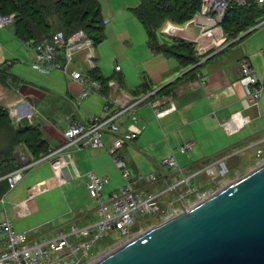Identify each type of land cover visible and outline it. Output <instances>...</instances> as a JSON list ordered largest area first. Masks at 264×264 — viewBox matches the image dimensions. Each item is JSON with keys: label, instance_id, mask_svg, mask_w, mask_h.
<instances>
[{"label": "crops", "instance_id": "obj_1", "mask_svg": "<svg viewBox=\"0 0 264 264\" xmlns=\"http://www.w3.org/2000/svg\"><path fill=\"white\" fill-rule=\"evenodd\" d=\"M103 11L105 16L103 21L106 24H111L117 20L110 1H108L107 6L103 7ZM201 22L193 23L190 20L182 26L166 24L176 28L173 36L163 35L167 40L185 41L193 44L199 61L188 68H182L179 61L174 57L153 52L147 45L148 39L144 29L143 32L137 29L135 35H132L117 31V24L115 23L114 27L107 30L105 39L114 38V42L118 43L123 41L122 38H126L129 42L127 45L123 42L124 51L119 48L116 50V46L113 53L111 51L113 58L119 60L123 66L119 71L115 68V75L109 77L104 64H101L100 68L97 67L100 75L104 79H110L109 83L114 84V86L107 84L108 89L104 94L105 97L96 94L97 96H89V99H83L85 101H79L78 96L82 93L83 86L70 78L64 84L65 93L63 94L61 91L57 95L50 89L37 86L11 73L20 79V82L15 88V97L12 96L14 99L8 102L7 106L15 104L22 98L23 103L19 104L21 120L28 119L25 116L28 112L35 115L31 122L39 124L38 128L42 138L48 144L50 153L49 158L48 156L44 157L47 160L42 161L39 165L47 162L52 172V175L34 176L25 189L21 191L27 192V195L16 201L13 219L8 214L13 224L15 219L22 221L26 215L38 210L36 197L49 192H60L58 187L71 181L67 174V168H72L75 177L81 181L76 184V188L75 186L69 189L65 188L66 192H86L85 175L87 172L91 171L113 180L117 171H121L107 153L110 147L109 136L104 139V148H85L83 149L85 150L84 154H81L83 150L68 149L62 151L64 130L69 124L81 122L82 119L74 109L72 114L65 116L62 125L57 124L55 120L47 119L44 117L46 114L43 115L45 112L43 113L42 103L48 97H51V100L52 98L62 100L60 103H66L68 106L77 100L78 104L83 101L82 107L85 109L92 106L97 107V110L88 113L93 118L104 116L102 111L106 99L113 102L110 106V111L113 113L116 110H122L120 108L122 106L128 108L127 105L131 106L134 102L145 98L137 107L131 108L129 106L130 108L126 109L116 119V123L122 132L130 126H134L140 132L134 141L136 142L135 147L136 145L138 147L133 148L129 145L123 147L118 152V158L124 162L126 169L127 167L133 168L137 173L136 176H139V173L132 156L138 158L140 154L150 150L161 152L160 155L163 159L171 156L175 159L179 171L162 173L158 167V171L153 169L155 173L151 174L156 176V181L151 183L143 179L133 183L134 189L154 196L160 195V192H165L167 184L174 178L179 180L188 177L192 182L199 177L201 171L211 166H215L218 172L224 174L226 165L233 159L241 158L244 160L249 153L256 154L258 148H261L264 154V90L258 106L247 108L244 105L245 90L240 83V65L243 61H247L257 78L264 82V54L262 52L264 49V25L243 33L226 44L227 37L223 34L226 41L222 43V32L218 30L202 36L203 25ZM160 33L162 34V31ZM194 41H198L201 47H207L202 55L196 51L197 45ZM31 61L33 63L34 53ZM5 62L0 61V65ZM8 64L14 65L13 62ZM73 69L76 70L77 68L70 66L68 70ZM104 72L105 74L107 72L108 75H104ZM53 73H47L48 78L45 79L47 83L53 82L51 76L56 74ZM56 75L59 77L58 74ZM0 92L4 95L6 93L5 89H1ZM159 112L165 113L159 117L157 115ZM133 114L140 118L141 125L131 122L130 116ZM135 121H137L136 118ZM186 144H189L191 149L181 152L180 148ZM92 150L104 151V155L91 154L88 157L87 153H93ZM77 152L78 154H76ZM72 153H75L74 157H71ZM24 154L26 157L28 156V161H33L28 153ZM54 161L61 167L59 169L60 174L59 172L54 174ZM23 165L19 163L20 167ZM202 167L205 168L201 170ZM206 177L209 176L206 175ZM204 178L203 176L202 179ZM43 181L48 182L47 191L42 194H33L34 200H28L29 192H36L35 186ZM28 208L31 212L25 214ZM91 212L93 211L90 210L88 213L83 210L77 211L74 219L71 222L62 223V226L57 227V231H68L70 226H78L76 221L79 216L91 214ZM1 216L3 217L0 213ZM14 229L21 232L15 227ZM30 231L33 229L23 232ZM53 234L54 232L48 233V236Z\"/></svg>", "mask_w": 264, "mask_h": 264}, {"label": "built area", "instance_id": "obj_2", "mask_svg": "<svg viewBox=\"0 0 264 264\" xmlns=\"http://www.w3.org/2000/svg\"><path fill=\"white\" fill-rule=\"evenodd\" d=\"M200 1V10L193 16L191 19L192 22L196 23L202 21V36L212 34L216 30L222 32L221 42H225L226 39L223 35L221 23L231 0ZM235 3L243 5L245 2L244 0H235ZM256 4L260 8H264V0H256ZM10 18L13 22L14 15L6 18L0 17V28L3 24L8 23ZM262 25H264V17L259 21L256 27ZM175 29L176 28L172 25H165L162 33L166 36H173ZM194 43L197 45L196 51L202 55L207 47H201L198 41H194ZM24 44L27 48L33 49L35 53V62L32 64V68L35 71L41 74H45L49 71H62L72 81L78 82L84 86L82 93L78 96L79 101L88 98L92 94H102V88L99 82L92 80L87 74V70L94 68L95 65L93 63L96 56L93 55L94 47L92 41L84 32L79 31L72 36L66 37L63 32L57 31L50 40H44L36 46L31 42H26ZM59 52L64 54V62L57 59V53ZM262 52L264 54V49H262ZM82 53L83 63L88 65V69L83 73L79 72L77 69L69 71V67L75 64L76 55ZM116 70L119 71V68H116ZM240 83L245 90V107L258 106L260 96L264 90V82L257 78L253 68L247 61H243L240 65ZM109 84L110 86H114L113 83ZM144 100L145 98L139 100V102L142 103ZM22 103L23 100H19L15 104L9 106V108L15 107V109L11 111V116L17 118V122L13 120L14 118L12 119L16 123L20 122L21 119L19 104ZM112 103V101L106 99L103 105L104 116L102 118H93L89 121L73 122L69 124L63 132L64 143L62 144V151L68 149L81 151L85 148H104L105 142H103V139L109 136L110 147L107 152L121 170V175L126 185L119 189V191H115L103 197V188L109 183V179L107 177L97 176L93 173L85 175L86 191L88 196L96 204L93 215L97 220L95 222H89L82 227L72 225L68 231H57L48 238L39 237L38 231H15L13 221L8 217L6 200L1 198L0 207H2V210H0V213L3 215V218L0 220V264H91L92 260L104 256L99 253L95 258L91 259V257L94 256L91 254V250L105 232L120 230L123 236H126L127 239H131L132 235L128 234V228L133 225L135 217L138 214H156L159 211L158 201L163 202L161 197L166 192H176L179 186L189 185L191 179L188 177L179 180L174 178L167 184L165 192H160L158 196L144 193L141 190L133 188L132 185L136 181L146 179L148 182L152 183L157 180L155 175H150L148 178H142L141 176L131 178L126 171V165L118 158L119 150L133 143L140 132L134 126L127 127V129L122 132L120 126L116 123V119L126 109L130 107L135 108L139 103L137 104V102H134V104L128 108L122 106L120 107L122 110H116L111 113L110 105H112ZM164 113L165 112H159L157 115L161 117ZM31 115L32 113L28 112L25 116L30 119ZM190 149L191 146L186 144L180 148V151L186 152ZM257 154L260 155L258 157H261L263 150H259ZM57 164L58 163L54 161V174H57L59 169H61ZM262 164H264V162L260 165ZM158 166L165 171H173L174 173L175 171H179L177 163L172 156L161 160ZM22 167L10 173L7 181L8 190H11L22 180L21 174L24 170ZM203 172L207 173V176L211 179L220 174L215 166L208 167L200 173ZM188 189V192H193L195 190V188H190L189 186ZM213 192L214 191L211 189H207L202 193H196V203L206 200L214 194ZM175 199L179 202L180 206L170 209L167 217L171 218L167 219L166 217V221L186 211L182 207V196L177 194ZM27 210L25 214L31 212L29 208ZM82 260H84L83 263H81Z\"/></svg>", "mask_w": 264, "mask_h": 264}, {"label": "rangeland", "instance_id": "obj_3", "mask_svg": "<svg viewBox=\"0 0 264 264\" xmlns=\"http://www.w3.org/2000/svg\"><path fill=\"white\" fill-rule=\"evenodd\" d=\"M101 6V16L102 19L104 16V11L103 7L107 6L108 1L111 2L112 8L114 12L116 13V21L112 22L111 24H106L105 25V34L107 30L110 28L114 27L115 23L117 24V31L123 32V33H130L132 35H135V30H139L140 32H143L142 26L136 21L132 13L130 12L131 9L136 7L139 4L138 0H97ZM173 1V0H172ZM184 1V0H183ZM238 5V4H237ZM242 5V4H240ZM14 21V20H13ZM12 19L10 18V21L6 24H3V26L0 28V61H6V63L13 62V66H10V72L17 77H20L21 79H25L31 83L36 84L37 86H41L47 89L52 90L53 93L59 95L62 91V93H65V86L66 82L69 81V77L65 75L62 71H51L53 74H58L59 77L55 74L51 76V80H53L52 83H47L45 81L48 74L46 73H51L46 72L45 74L38 73L32 68V64L35 62V53L33 49L27 48L25 44L18 39L14 37L13 34V28H12ZM105 24V22H104ZM167 24V23H166ZM165 24V25H166ZM173 24V23H169ZM175 25V24H174ZM165 27V26H164ZM58 28V27H57ZM163 30V27L161 28L160 31ZM56 33V32H55ZM157 37L158 40L161 41V38H163L164 35L163 33L161 34L159 31L157 32ZM161 34V35H159ZM164 35V36H163ZM53 36V35H52ZM122 42H114V38H109V39H104V41L95 47L93 49V55L96 56V59L94 61V65L96 64L97 67L100 68V65L104 64L106 66V71H108L109 77H111L114 72L115 68L122 69L123 66H121V62L115 58H113V55L111 54V51L113 53L114 47L116 46V50H123L124 51V43L127 45V40L126 38H122ZM124 42V43H123ZM231 42V40L227 41ZM131 45V43H130ZM119 48V49H118ZM129 48V46H127ZM111 49V50H110ZM34 53V61L32 63V54ZM119 53V51H118ZM58 57L61 62H64V54L59 52L57 53ZM112 55V56H111ZM118 55V54H117ZM99 56V59L97 60V57ZM2 63V62H1ZM32 63V64H31ZM72 67H75L79 70V72H85L88 69V65L83 63V53L76 55L75 58V64L72 65ZM110 70V72H109ZM115 75V74H114ZM0 90L5 89V95L1 94L0 92V105L2 108H4L8 112V117L11 119L15 120L14 116H11V111L15 109V107H8L7 103L12 101L14 99L12 96L15 97L16 93V87H2L0 85ZM3 93V92H2ZM7 94V95H6ZM96 94L90 95V97L94 96ZM97 95H100L101 97H105L102 94L97 93ZM96 95V96H97ZM59 98V97H58ZM89 99V98H87ZM86 99V101H87ZM22 100V98L20 99ZM19 101V100H18ZM17 101V102H18ZM62 101V100H60ZM59 99H53L51 100V97H48L45 102H43V115L46 114L47 119L49 120H55L57 124L62 125V122L65 121V116L67 114H72L73 109L75 110L76 114L81 117L82 121H88L93 119L92 116L88 115V113L93 112L94 110H97V107L92 106L89 109H85L82 107L83 105V100L80 104L77 103V100L73 102L72 107L71 105L68 106L66 103L61 102L60 103ZM106 101V100H105ZM138 105L141 103L139 101H136ZM80 106V107H79ZM111 106V105H110ZM128 107L130 105H127ZM132 108V107H131ZM21 110V109H20ZM101 112V111H100ZM103 113V111H102ZM101 113V114H102ZM35 114V113H34ZM100 114V115H101ZM35 115H31L30 119H20L21 124L23 125H32L35 126L37 123L36 122H31L32 118ZM37 116V115H36ZM97 116V115H96ZM99 116V115H98ZM97 116V117H98ZM9 118V119H10ZM131 122L133 124L141 125L140 124V118L136 116V114H133L130 116ZM136 118L137 121L134 119ZM13 121V123L16 124V122ZM18 122V123H20ZM1 124V123H0ZM18 125V124H17ZM39 126V124H37ZM1 132L0 136H2L4 131L8 128L7 125L4 124L2 121L1 124ZM105 139V138H104ZM103 139V142H105ZM136 142L131 143L129 145L130 147L133 146V148L138 147L136 145ZM91 150V149H88ZM259 150H262L261 148H258L256 150V154L254 153H249L248 157L244 160L240 159H233L229 164L226 165V171L223 173H220L217 177L214 178H209L206 177L207 173L203 172L199 174V177L197 179H194L192 182L189 183L190 188H195L193 192H188V186L187 185H182L178 187V190L176 192H166L161 199L163 202L158 201L159 203V211L156 214H151V215H142L138 214L135 217V221L133 225L128 228V234L132 235V238L137 237L140 234H143L152 228H155L161 224H163L166 221V217L168 215V212L172 208H178L179 202L175 199V196L178 194L182 196L181 201L183 202V208L184 210L190 209L195 203H196V193H202L204 190L211 189L215 193L216 191H219L223 189L224 187L228 186L232 182L240 179L241 177L245 176L249 172L255 170L260 166L262 162H264V154L261 157H258L260 155L257 154ZM87 151V150H86ZM93 153H87V156L89 157L91 154H99V155H104V151H95L92 150ZM85 150L81 151V154H84ZM90 152V151H89ZM27 153L26 149L24 146H18L14 149L13 152V157L15 160V164L19 165L24 164L22 168L24 170L22 171V179L19 183H17L11 190H8L5 194L0 196L1 198L5 199L6 196V209L8 210V214L10 218L14 216V206L16 204V201L18 199L23 198L24 196L27 195V192H21L25 189L26 185L32 178L36 175H52L51 169L49 164L43 163L39 165L42 161L47 160V158L44 159H39L36 161H28V156L26 157ZM108 153V152H107ZM161 152H152V151H146L143 152V154H140L137 157L132 156L133 161L135 162V165L138 169L139 176L142 178H148L151 174H154V170L157 172L158 171V165L163 160L162 156L160 155ZM75 153L71 154V157H74ZM78 154V152L76 153ZM29 157L31 158L30 154H28ZM109 156V155H108ZM47 157V156H46ZM76 157V156H75ZM49 158V156H48ZM110 158V157H109ZM21 159V160H20ZM33 159V158H31ZM232 160V159H231ZM39 165V166H37ZM184 166V165H183ZM34 168V169H33ZM147 170H144V169ZM205 167H202L204 169ZM33 169V170H32ZM154 169V170H153ZM162 173H167L168 171H165L161 168H159ZM117 170V169H116ZM153 170V171H152ZM126 171L129 173L131 178H135L137 173L135 170L131 167H127ZM121 172V171H120ZM119 171H117V174L114 176L113 180H109V183L103 188V197L106 195L113 193L115 191H119V189L123 188L126 185L125 180L122 178V175ZM81 173V172H79ZM88 173H93L94 172H87ZM67 174L70 177V182L67 184H64L60 187H58V190L60 192H49L42 194V196L36 197V203L38 204V210L32 212L29 215H26L22 221H17L15 219L14 221V227L23 232L24 230H32L33 231H38L39 237L43 238H48V233L54 232L56 233L58 228L62 226V223H68L71 222L77 211H88L94 210L96 208V204L92 201V199L88 196L87 191L86 192H66L65 188H70L75 186L76 184L81 181V179H77L75 177V174L72 170V168H67ZM202 174V175H201ZM97 175V174H95ZM10 176V173L5 175L3 179L7 182L8 178ZM99 176V175H97ZM205 177L202 179V177ZM82 177V176H81ZM105 177V176H101ZM178 177V175H177ZM2 180V178L0 179ZM201 182V183H200ZM8 184V183H7ZM138 186V184H137ZM86 189V187H85ZM36 192H29V198L28 200H34V195ZM158 200V199H157ZM31 203L33 204V202ZM0 210H2V207H0ZM167 213V214H166ZM166 214V215H164ZM164 215V216H163ZM89 217L90 219H88ZM3 217H0V220ZM171 217H167V219H170ZM13 219V218H12ZM97 218L94 217L93 212L91 214H86L79 216V219L76 221L78 227L85 226L91 222H95ZM56 228V229H55ZM127 239L126 236L122 235V232L120 230L116 231H107L105 234L102 236V238L94 245V248L91 250V254L94 255L91 257L95 258L99 253L103 254L106 256L109 254L112 250L116 249L117 247L123 246L124 244L128 243L129 241L132 240ZM101 256V255H100ZM104 256L101 258L92 260L91 264L97 263L100 259H102ZM84 260L81 261L83 263Z\"/></svg>", "mask_w": 264, "mask_h": 264}, {"label": "trees", "instance_id": "obj_4", "mask_svg": "<svg viewBox=\"0 0 264 264\" xmlns=\"http://www.w3.org/2000/svg\"><path fill=\"white\" fill-rule=\"evenodd\" d=\"M139 4L131 9L134 18L141 24L147 35V45L155 53H161L177 59L182 68L191 67L199 61L193 44L185 41L158 40L157 32L166 23L182 26L189 22L200 10V0H138ZM237 5L231 0L221 23L223 34L227 40H235L241 34L255 29L264 17V8L256 4V0H244ZM14 15L12 24L16 39L34 46L61 31L66 37L82 31L92 41L93 47L100 45L105 39V24L101 16V6L97 0H0V17ZM58 27V28H57ZM161 35V34H159ZM171 40V41H170ZM8 63L0 65V85L16 87L20 79L10 72ZM88 76L98 81L102 94L107 92L110 79H104L95 64L87 70ZM146 93V92H145ZM8 112L0 105V123L8 126L0 136V196L8 191V184L3 177L21 167L15 164L14 149L24 146L33 161L48 156V144L42 138L37 125L13 123ZM0 124V133L1 132ZM20 124V127L18 125Z\"/></svg>", "mask_w": 264, "mask_h": 264}, {"label": "water", "instance_id": "obj_5", "mask_svg": "<svg viewBox=\"0 0 264 264\" xmlns=\"http://www.w3.org/2000/svg\"><path fill=\"white\" fill-rule=\"evenodd\" d=\"M95 264H264V164Z\"/></svg>", "mask_w": 264, "mask_h": 264}, {"label": "bare ground", "instance_id": "obj_6", "mask_svg": "<svg viewBox=\"0 0 264 264\" xmlns=\"http://www.w3.org/2000/svg\"><path fill=\"white\" fill-rule=\"evenodd\" d=\"M83 89H84V86H83ZM59 174H60V172H59ZM59 176H60V175H59ZM199 202H200V201H199ZM196 204H197V203H195L194 205H196ZM194 205H193V206H194ZM193 206H192V207H193ZM174 218H175V217H174ZM117 248H118V247H117Z\"/></svg>", "mask_w": 264, "mask_h": 264}]
</instances>
